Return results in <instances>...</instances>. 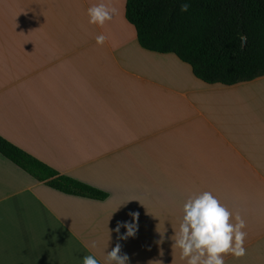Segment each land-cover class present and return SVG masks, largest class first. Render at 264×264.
<instances>
[{
	"label": "crops",
	"instance_id": "1",
	"mask_svg": "<svg viewBox=\"0 0 264 264\" xmlns=\"http://www.w3.org/2000/svg\"><path fill=\"white\" fill-rule=\"evenodd\" d=\"M96 2L0 0V136L106 193L56 190L0 153V264H105L130 210L129 264H187L171 239L202 191L245 221L246 254L225 264H264V75L206 83L139 45L125 0H106L113 19L89 24Z\"/></svg>",
	"mask_w": 264,
	"mask_h": 264
},
{
	"label": "trees",
	"instance_id": "2",
	"mask_svg": "<svg viewBox=\"0 0 264 264\" xmlns=\"http://www.w3.org/2000/svg\"><path fill=\"white\" fill-rule=\"evenodd\" d=\"M125 0L139 45L172 52L206 83L234 84L264 75V0ZM239 34L247 37L243 47ZM0 153L49 187L102 199L106 193L55 169L0 136Z\"/></svg>",
	"mask_w": 264,
	"mask_h": 264
},
{
	"label": "clouds",
	"instance_id": "3",
	"mask_svg": "<svg viewBox=\"0 0 264 264\" xmlns=\"http://www.w3.org/2000/svg\"><path fill=\"white\" fill-rule=\"evenodd\" d=\"M189 7L188 0H183L179 5L181 12H187ZM86 12L89 24L102 26L113 19L116 9L106 0H98ZM238 38L241 41L240 47H243L247 37L239 34ZM106 39L104 33L95 36L98 45H102ZM182 212L179 229L174 232L175 239H170L180 249V258L186 259L187 264H225L224 257L227 254L234 257L246 254L244 244L247 232L244 230V219L238 213L233 215L212 192L202 191L189 195L183 202ZM127 215L131 217L130 221H117L112 229L117 233L118 242L106 252L105 264H129V256L121 252L119 241L135 236L139 213L130 210ZM121 228L125 229L123 233ZM164 232H159L160 240L157 243L163 242ZM87 247L95 248L96 242L92 241ZM81 260L82 264H100L92 254L84 255Z\"/></svg>",
	"mask_w": 264,
	"mask_h": 264
}]
</instances>
